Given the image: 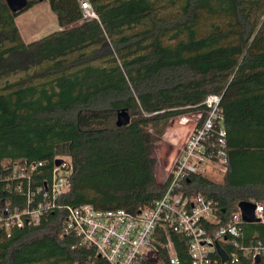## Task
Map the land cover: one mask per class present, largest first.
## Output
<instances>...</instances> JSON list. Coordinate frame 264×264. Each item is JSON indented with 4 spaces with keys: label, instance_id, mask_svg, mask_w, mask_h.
I'll use <instances>...</instances> for the list:
<instances>
[{
    "label": "trees",
    "instance_id": "1",
    "mask_svg": "<svg viewBox=\"0 0 264 264\" xmlns=\"http://www.w3.org/2000/svg\"><path fill=\"white\" fill-rule=\"evenodd\" d=\"M41 1L58 30L25 43L15 18ZM86 1L97 19H82L79 0H28L15 14L0 0V81L23 73L0 87V162L67 157L60 204L136 212L166 190L153 153L169 121L215 94L227 172L219 183L191 177L187 189L227 211L264 203V0ZM203 16L214 21L199 33ZM121 110L130 122L116 127ZM62 218L0 235V264H106L62 234Z\"/></svg>",
    "mask_w": 264,
    "mask_h": 264
},
{
    "label": "built area",
    "instance_id": "2",
    "mask_svg": "<svg viewBox=\"0 0 264 264\" xmlns=\"http://www.w3.org/2000/svg\"><path fill=\"white\" fill-rule=\"evenodd\" d=\"M79 4L83 20L97 19L88 1ZM220 100V95H207L201 109L171 119L173 126H187L188 135L165 169L162 196L136 212L60 204L69 190L67 157L55 158L51 166L25 158L0 162V235L37 226L57 212L63 214L62 234L106 264H264V203L244 201L254 207L255 221L246 222L240 202L227 211L187 189L191 177L217 182L227 172Z\"/></svg>",
    "mask_w": 264,
    "mask_h": 264
},
{
    "label": "rangeland",
    "instance_id": "3",
    "mask_svg": "<svg viewBox=\"0 0 264 264\" xmlns=\"http://www.w3.org/2000/svg\"><path fill=\"white\" fill-rule=\"evenodd\" d=\"M171 10V9H170ZM169 10V11H170ZM168 11V10H167ZM214 20L203 16L197 26V31L199 33L207 32L210 29V25ZM15 25L18 29V32L25 43H30L35 40L40 39L56 30H58V24L56 20L55 14L50 10L49 5L46 1H41L31 8L25 10L21 14H19L15 18ZM144 27L139 25L132 30H128L127 33H132L135 31H139ZM173 42V41H172ZM31 73V70L30 72ZM23 73H18L15 76H10L6 80L0 81V87H4L5 81H13L17 77H22ZM176 129L178 132H182L187 129V126H166L165 129ZM171 134L168 136L161 137L159 141L158 148L156 149L155 153H153L154 157L156 158L157 164L155 168V174L157 181L159 183H163L165 177V168L167 164V160H170L172 153L170 154V150L172 146L169 144L168 138L170 139ZM170 154V155H169ZM217 182L220 180H216Z\"/></svg>",
    "mask_w": 264,
    "mask_h": 264
},
{
    "label": "water",
    "instance_id": "4",
    "mask_svg": "<svg viewBox=\"0 0 264 264\" xmlns=\"http://www.w3.org/2000/svg\"><path fill=\"white\" fill-rule=\"evenodd\" d=\"M5 2L8 9L13 14L25 10L28 6V0H5ZM129 122H130V116L127 111L121 110L117 113L116 121H115L116 127L126 126L129 124ZM172 125H173V120H170L168 126H172ZM55 164L60 165L61 160H56ZM239 207L241 209L242 217L244 221L246 222L255 221L253 217V209H254L253 205L242 201L239 203Z\"/></svg>",
    "mask_w": 264,
    "mask_h": 264
},
{
    "label": "crops",
    "instance_id": "5",
    "mask_svg": "<svg viewBox=\"0 0 264 264\" xmlns=\"http://www.w3.org/2000/svg\"><path fill=\"white\" fill-rule=\"evenodd\" d=\"M168 134H171L170 139L168 138V141H169V144L172 146V149L170 150V154L172 153V155H171L170 160H167L166 168H168L171 161L177 156L180 150V147L183 145V143L186 140L188 131L187 129H185L182 132H178L175 128L165 129L163 132V136H168Z\"/></svg>",
    "mask_w": 264,
    "mask_h": 264
}]
</instances>
